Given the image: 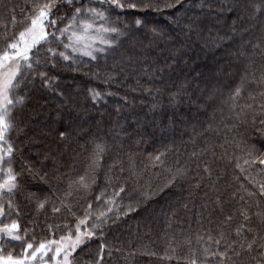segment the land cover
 Returning <instances> with one entry per match:
<instances>
[{
  "label": "snow or ice",
  "instance_id": "snow-or-ice-1",
  "mask_svg": "<svg viewBox=\"0 0 264 264\" xmlns=\"http://www.w3.org/2000/svg\"><path fill=\"white\" fill-rule=\"evenodd\" d=\"M242 7H247L253 17L264 19V0H249L245 6L234 0H29L21 8V17L17 21L16 5L11 4L9 0H0V10L12 13V25L15 26L17 23L21 25L18 34L13 33L11 38L7 35L0 37L5 41L4 47L0 48V264H49V262L79 264L77 258L80 253L84 252L89 243L97 237L99 238L97 253L86 264H104V254L108 248L104 236L109 221L114 224L121 215H127L128 212L135 210L132 204H128L121 211V205L118 203L126 192V180L136 177L134 171H130L129 177L123 182L120 181L119 175L114 177L118 181L116 184H113V177L106 173V186L94 197L98 205L97 209L94 210L92 201H88L83 215L76 216L73 207L66 203L65 199L56 197L53 201L45 194L52 191V187L51 179L48 177V172L44 171L42 161L20 156L19 168L16 167V154L20 149L12 142L11 133L15 131L19 135L27 127L26 123L18 122L16 118L18 110L26 103L27 94L23 90L29 85L35 86L36 81H39L41 89L67 100L65 92L60 90L59 75L52 73L68 67L78 70L85 58H88V62L96 64L101 60L105 64L109 59L114 61L112 67L106 68L103 75L99 72L93 73V78L102 81L105 85L117 83L119 77L127 75L147 77L146 82L149 84L162 82L166 74L171 76L175 72L178 61L175 51H170L163 62L152 59L159 56L157 49L160 45L155 41L167 37L161 29L148 22L149 12L156 14L171 12V16L167 18L175 24H179L182 17H187V23L181 30L189 38L194 34L199 35L202 25L215 27L225 22L226 18L231 19L232 24L225 25L230 31H226L223 37H218L220 41H224L234 40L238 30L241 33L247 31L237 27V21L242 19L240 15ZM192 9L197 11L188 16ZM130 12L133 16L128 20L126 14ZM145 31L152 36L149 45H144L137 35ZM257 56L260 57L259 67L256 66ZM117 59L119 63H115ZM235 59L242 64L241 84L247 82L259 86L261 100L258 103L255 97H251L253 103H240L243 98L241 86L231 89L227 95L215 85L201 91L200 73H196L191 81H181L175 91H169L172 103H176L181 97L192 101L195 94L196 100L199 101L196 110L208 116V123L203 131L195 132L193 143L195 136L212 132L214 123H216V131L219 130L221 123L229 131L237 129L231 138L225 136L223 142L218 145L223 149L219 156L213 146L206 144L199 152L193 151L192 157L199 158L201 154L211 151V155L217 159L229 162L235 160V169H238L240 174H244V179L254 186V189L244 188L241 182L245 195L239 198L243 201V206L237 210L240 221L232 228L231 235L235 238H231V235L229 238L225 237L226 230L235 220L232 214H225L218 238H214L208 229L205 230L208 233L206 236L196 237L198 245L210 242L208 247L202 249L203 258H198L196 250L190 249L191 256L185 257L186 264H208L209 258H214L215 264H237V261L241 260L243 264H264V182H259L251 176L253 171L264 175V31L255 42L243 39L241 36ZM218 71L223 72V69ZM136 83L139 85V79ZM144 91L155 96L161 93V88L146 87ZM87 92L94 104L107 103L105 97L115 95L110 91L96 88H89ZM155 107L156 104H153V108ZM257 111L260 127L256 129L258 133L256 139L250 140L238 129L249 122V115L252 117L251 123L255 124ZM217 113L220 115L218 122ZM60 118L61 114L57 112V119L47 127L44 134L55 132L56 138L63 142L73 136L74 130L71 120L59 128L55 127ZM226 120L230 123H225ZM75 134L79 135V132ZM82 139L91 144V151L86 157L83 174L68 180L65 197L70 196L73 191L84 195L92 192L93 186L97 183V171L102 167L104 155L109 151L106 141L88 136ZM225 145H234L241 155H229ZM165 155L166 151L158 152L154 156L149 154L150 163L153 166L157 164L163 166L162 157ZM44 159H47V156ZM129 167L131 168V162ZM196 167L200 168L201 164L197 163ZM113 169H116L117 173H123L124 167L119 159H114L107 166L108 172ZM168 171L170 173L168 185L190 178L191 169L179 164V161L174 169L169 168ZM196 177V183L193 185L195 188H199L205 178L214 188L216 182L222 179L219 173L214 177V170L207 162L203 163V175L197 172ZM53 178L61 177L54 175ZM233 178L239 180L240 176L236 175ZM25 179L29 182H40L38 186L33 184L35 191L24 188L22 181ZM22 191L29 201L34 202L37 211L44 210L48 206L53 213H59L63 208L76 217L74 226L65 225L68 228L67 235L61 236L59 241L29 242L26 239L27 230H22L19 219L14 218V215L19 217L20 214L14 198ZM151 195L154 193H144L145 200ZM231 195L235 197L236 193ZM183 207L187 208V204ZM253 208L255 211H252ZM220 210L223 212L222 207ZM166 215L174 216L175 210ZM253 216L257 218L255 224L252 222ZM172 240H175V237ZM185 241L189 245L192 243L189 237H185ZM12 242L22 244L21 254L17 255L6 249L5 244ZM211 245H215V248ZM108 255L111 256L110 250ZM245 257L248 259L244 260ZM167 258L171 259V257Z\"/></svg>",
  "mask_w": 264,
  "mask_h": 264
},
{
  "label": "trees",
  "instance_id": "trees-1",
  "mask_svg": "<svg viewBox=\"0 0 264 264\" xmlns=\"http://www.w3.org/2000/svg\"><path fill=\"white\" fill-rule=\"evenodd\" d=\"M9 2L16 5L15 15L19 21L21 8L29 0H9ZM234 2L245 6L249 0H234ZM196 11L192 9L188 16ZM171 14L168 11L162 14L151 12L147 14L148 22L161 29L167 37L155 41L160 45L157 49L159 56L152 59L163 62L170 51L176 52L178 63L171 76L166 74L164 81L149 84L146 82L147 77L127 75L119 77L117 83L105 85L102 81L94 79L93 73L99 72L103 75L106 68L112 67L114 61L109 59L105 64L101 60L96 64L88 62V58H85L78 70L68 67L52 73L59 75L60 90L65 92L67 100L41 89L39 81H36L35 86L29 85L23 90L27 94V99L24 107L18 110L16 118L18 122L26 123L27 127L19 135L15 131L11 133L12 142L20 149L16 154V167L19 168L20 156L42 161L44 171L48 172V177L51 179L52 187V191L45 194L53 201L56 197L65 199L66 203L73 207L76 216L83 215L88 201H92L94 210L97 209L98 205L94 197L106 186V173L113 177V184L118 182L114 178L117 175L123 182L129 177L130 171L137 174L134 179L126 180V192L122 200L118 201L121 211L128 204H132L135 210L128 212L127 215H121L114 224L109 221L108 227L105 228L104 242L108 248L104 254V264H186L185 257L191 256L190 249L196 250L198 258H203L202 249L208 247L210 242L198 245L196 237L206 236L208 233L205 230L208 229L214 238H218L224 215L232 214L235 220L225 232V237L229 238L232 228L240 221L237 210L243 206V201L239 198L245 195L241 182L244 188L254 189V186L244 179V174H240L238 169H235V160L229 162L217 159L211 155V151L201 154L199 158L191 155L193 151L199 152L207 144L213 146L219 156L223 149L218 145L223 142L225 136L231 138L237 129L229 131L221 123L219 130L216 131V123H214L212 132L195 136L193 143L195 132L203 131L208 123V116L196 110L199 101L196 100L195 94L192 101L181 97L179 101L172 103L169 91H175L181 81H191L196 73H200L201 91L215 85L227 95L231 89L241 86L243 98L240 103H253L251 97H255L258 103L261 100L260 88L247 82L241 84L242 64L235 59V54L241 36L253 42L261 36L264 31V19L253 17L247 7H242L240 9L242 19L237 21V27L247 31L241 33L238 30L234 40L220 41L218 37H223L226 31H230L225 25L230 26L231 19L226 18L225 22L215 27L202 25L199 35L194 34L189 38L181 30L187 23V17H182L181 22L175 24L167 18ZM126 15L127 19L131 20L133 13ZM11 17V12L0 10V37L7 35L11 38L13 33L18 34L21 29L19 23L12 25ZM137 35L144 45L152 42L151 33L147 31ZM4 45V39L0 38V48ZM256 61V66L259 67V56L256 57ZM115 63H119V59ZM218 69H223V72ZM137 79L140 81L139 85L136 83ZM146 87H160L161 93L155 96L149 95L144 91ZM89 88L110 91L115 95L106 96L107 103L94 104L88 96ZM153 104H156L155 108ZM57 112L61 114V118L55 127L59 128L71 120L74 134L67 141L58 140L55 132L44 134L47 127L57 119ZM251 119L249 115V122L238 131L244 133L250 140H255L258 135L256 129L260 127L259 112L257 111L255 124L251 123ZM219 120L220 115L217 113L216 121ZM225 123L230 122L226 120ZM81 129L83 131H80ZM76 132H79V135H76ZM84 136L106 141L109 151L104 155L102 167L97 171V183L93 186L92 192L84 195L73 191L70 196L65 197L68 180L83 174L86 157L91 151V144L82 139ZM225 148L228 149L229 155H241L234 145H225ZM161 151H166V155L162 157L164 165L153 166L149 154L154 156ZM45 156L47 159H44ZM114 159H119L123 164V173H117L116 169L108 172L107 166ZM177 161L191 169L190 178L168 185L167 181L170 178L168 169H174ZM205 162L214 170V177L218 173L222 175V179L216 182L215 188L207 178L199 188L193 187L197 179L196 173L203 175ZM197 163L201 164L200 168L196 167ZM54 175L61 178L55 179ZM236 175L240 176L239 180L233 178ZM251 176L259 182H264V175L258 172H251ZM22 183L28 191H35L33 184L38 186L40 182H29L25 179ZM108 190L111 191L110 188ZM146 192L154 195L145 200ZM232 193H236L235 197L231 195ZM14 202L18 204L20 210L19 217L14 215V218L19 219L22 230H27L26 239L29 242L59 241L61 236L67 235L68 228L65 225L72 227L75 224L76 217L63 208L59 213H53L48 206L44 210L37 211L34 202L29 201L23 191L15 196ZM184 204H187V208L183 207ZM221 207L223 212L220 210ZM172 210H175L174 216L166 215ZM252 211L255 209L253 208ZM252 222L257 223L255 216L252 217ZM173 237L175 240H172ZM185 237L191 238V245L186 243ZM231 238L234 239L235 236L231 235ZM98 239V237L94 238L84 252L80 253L77 258L79 264H86L96 255ZM5 247L17 255L23 252L20 242L6 243ZM211 247L215 248V245ZM109 250L111 256L108 255ZM208 264H215V259L209 258ZM237 264H243V261H237Z\"/></svg>",
  "mask_w": 264,
  "mask_h": 264
}]
</instances>
